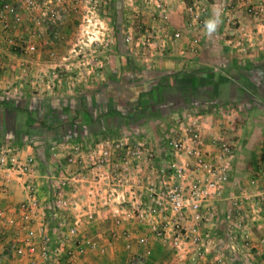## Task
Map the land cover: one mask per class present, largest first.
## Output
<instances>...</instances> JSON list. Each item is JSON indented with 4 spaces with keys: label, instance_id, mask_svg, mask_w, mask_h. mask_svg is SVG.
Wrapping results in <instances>:
<instances>
[{
    "label": "crops",
    "instance_id": "obj_1",
    "mask_svg": "<svg viewBox=\"0 0 264 264\" xmlns=\"http://www.w3.org/2000/svg\"><path fill=\"white\" fill-rule=\"evenodd\" d=\"M222 1L209 0L206 20L215 14L221 23L212 34L206 28L196 30L198 48L186 58L179 57L173 46L176 42L169 38L173 32L185 31L186 4L183 0L168 4L163 11L170 24L164 34L166 57L155 59L138 73L133 63L112 59L104 69L105 80L98 84L99 90L80 97L56 98L44 92L48 89L46 75L54 67L46 51L24 56L6 44V34L0 30V146L34 154L44 169L54 144L67 140L93 144L114 136L118 129L120 134L131 136V141L151 143L161 160L168 157L162 143L164 132L198 111L206 114L202 133L208 156L215 150L220 132L238 147L223 199L214 204L218 219L202 233L211 237L213 254H227L231 244L241 246L239 233L229 240V225L253 216L255 237L264 238V213L255 214L252 202L264 195V22L249 16L244 6L245 2L262 5L264 0H229L226 13L220 10ZM69 30H63L66 36ZM20 33L21 25L10 31L16 38ZM48 35L56 34L50 31ZM185 41L176 44L185 46ZM75 133L77 138L72 137ZM23 200L22 183L11 175L6 195L0 196V209L10 211ZM137 230L130 228L131 232ZM86 231L106 251L77 254L71 264H127L132 256L142 258L144 264H166L170 259L163 243L139 247L128 241L122 235L123 227L111 224L110 216ZM13 237V231L0 225V264H29L27 257H16L6 250V242ZM48 237H52L49 230ZM238 250L239 264H264ZM208 260L212 262V256Z\"/></svg>",
    "mask_w": 264,
    "mask_h": 264
},
{
    "label": "built area",
    "instance_id": "obj_2",
    "mask_svg": "<svg viewBox=\"0 0 264 264\" xmlns=\"http://www.w3.org/2000/svg\"><path fill=\"white\" fill-rule=\"evenodd\" d=\"M18 1L30 10L37 9L39 0ZM143 1L156 12L174 0ZM244 6L249 16L264 22V4L245 2ZM207 12L193 1L186 8L187 32H173L171 40L182 43L196 24H202ZM45 14L36 19V25H41ZM20 22L18 7L0 0V30L8 46L14 45L10 31ZM21 43L22 55L37 51L36 44ZM205 119L206 114L194 111L167 129L162 143L168 157L161 160L151 143L125 137L93 144L75 140L54 144L44 169L34 154L0 146V196L6 195L11 175L24 190V200L12 210L0 209V225L14 232L6 250L27 257L29 264H71L77 254H102L105 246L86 228L110 216L111 224L123 227L122 235L139 247L165 244L170 253L166 264H238V249L254 262L264 263V238L255 237L253 216L229 225V240L239 233L241 246L231 244L227 254H213L211 237L202 233L218 219L214 204L223 199L238 153L237 144L220 132L215 150L206 154ZM252 202L255 214L262 215L264 195ZM236 205L237 198L232 201L233 208ZM132 227L138 230L131 232ZM127 264H144V260L132 256Z\"/></svg>",
    "mask_w": 264,
    "mask_h": 264
},
{
    "label": "rangeland",
    "instance_id": "obj_3",
    "mask_svg": "<svg viewBox=\"0 0 264 264\" xmlns=\"http://www.w3.org/2000/svg\"><path fill=\"white\" fill-rule=\"evenodd\" d=\"M8 1L18 7L21 16L20 24L11 30L21 25L20 36H12L14 45L10 47L19 49V45L25 40L36 44L38 48L35 53L24 56L46 51L54 67L48 70V89L44 92H51L56 98L80 97L90 90H99L98 84L105 80L102 79L104 69L112 59H120V63H133L137 66L138 73L147 68L148 64L154 63L155 59L167 55V45L164 42L167 41L164 36L168 31L166 25H170L167 15L165 17L163 11H152L150 5L143 0L144 5L139 0H39L37 9L30 10L22 7L18 0ZM193 1L208 11L209 0H183V3L188 8ZM228 1L221 2L222 13H226ZM186 8L185 31H180L183 34L187 32ZM42 12L46 13L45 19L39 26L36 25V19H42ZM153 15L160 18V21L153 19ZM205 21L206 18L202 24H196L190 36H186L185 46L174 43L179 57L186 58L188 53L197 50L199 39L195 31L205 28ZM68 27L70 30L66 36L67 33L63 30ZM50 31L56 35L49 36ZM128 37H131L130 42L126 41ZM59 49L63 52L60 53ZM126 67L128 68L127 65ZM71 134L73 132L69 133ZM112 134L114 136L97 141L120 137L131 139L129 135L120 134L118 129ZM78 136L77 133L72 135L73 138Z\"/></svg>",
    "mask_w": 264,
    "mask_h": 264
},
{
    "label": "clouds",
    "instance_id": "obj_4",
    "mask_svg": "<svg viewBox=\"0 0 264 264\" xmlns=\"http://www.w3.org/2000/svg\"><path fill=\"white\" fill-rule=\"evenodd\" d=\"M221 23L219 16L215 15L211 18L205 21V28L208 32V34H212L217 30L218 25Z\"/></svg>",
    "mask_w": 264,
    "mask_h": 264
},
{
    "label": "trees",
    "instance_id": "obj_5",
    "mask_svg": "<svg viewBox=\"0 0 264 264\" xmlns=\"http://www.w3.org/2000/svg\"><path fill=\"white\" fill-rule=\"evenodd\" d=\"M238 263V262H237ZM239 264V263H238Z\"/></svg>",
    "mask_w": 264,
    "mask_h": 264
}]
</instances>
